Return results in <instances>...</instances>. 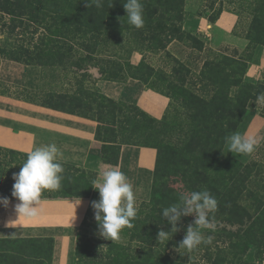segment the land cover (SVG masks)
<instances>
[{
    "label": "trees",
    "instance_id": "obj_1",
    "mask_svg": "<svg viewBox=\"0 0 264 264\" xmlns=\"http://www.w3.org/2000/svg\"><path fill=\"white\" fill-rule=\"evenodd\" d=\"M186 1L141 0L144 26L137 29L128 23L123 6L126 0H102L99 8L89 7L91 0H0V32L4 34L0 58L14 49L31 59L45 53L46 59L61 68L70 55L71 62L75 61L72 66L83 69L82 63L91 62L104 80L135 78L148 84L154 78V67L145 58L135 66L130 56L136 48L158 52L166 50L173 40H198L183 29ZM205 1L198 15L210 23H215L224 11L236 14L238 22L243 10L251 15L245 33L248 45L240 53L237 50L235 54L205 59L199 81H204L206 88L202 90L208 88L207 95L183 91L185 118L174 125L177 135L174 147L161 145L173 127L168 119L170 107L164 117L157 119L136 105L115 101L98 92L89 94L87 99L51 91L40 93L45 97V105L98 119L106 128L118 125L123 134L127 130L128 136L123 137L126 144L157 149L150 199L139 203L133 227L124 228L120 238L112 241L92 238L83 232L84 227L97 222L91 207L92 201L99 200V192L93 188L94 172L59 162L64 168L61 188L43 193L56 198L90 200L78 234L74 264L264 263V162L229 154L225 140L235 132L242 133L251 116L250 102L264 93V81L245 78L258 48L264 46V0ZM30 26L34 27L36 39L32 45L9 43L17 32ZM48 54L52 57L48 58ZM79 54L82 56L77 58ZM150 87L173 101L172 92ZM26 159L27 153L0 147V183L14 184L13 173L20 171ZM166 173L173 175L178 187L166 183ZM204 189L217 199L215 212L222 215L224 222L199 231L206 236H218V241L225 235L227 241L217 244L215 251L210 242L201 243L192 251L179 248L187 227L195 219L190 215L181 218L177 232H169V241L159 243L158 232L171 231L162 210L178 203L181 194ZM234 226H238L236 230L231 229ZM38 241L0 239V264L15 261L33 264V253L34 264H40V248L49 252L50 248ZM197 252L201 253L202 261L195 257Z\"/></svg>",
    "mask_w": 264,
    "mask_h": 264
},
{
    "label": "crops",
    "instance_id": "obj_2",
    "mask_svg": "<svg viewBox=\"0 0 264 264\" xmlns=\"http://www.w3.org/2000/svg\"><path fill=\"white\" fill-rule=\"evenodd\" d=\"M237 25L238 16L224 11L215 23L206 18L187 16L183 29L193 35L205 36L210 40L212 50L230 46L241 52L247 47L248 40L244 34H234ZM181 47L182 42L173 40L160 52L181 57ZM145 51L135 49L130 62L136 66L143 58L147 61L149 55ZM60 70L53 64H27L0 58V87L4 88L0 92V147L28 153L34 147L55 143L61 153L58 162L93 171L94 180L106 166H119L132 183L136 199L149 200L156 148L126 144L123 137L128 136V131L123 134L118 125L110 124L106 128V124L98 119L54 108L36 99L41 97V92L74 94L70 93L71 89L63 88ZM245 78L264 81V46L258 48ZM65 80L81 81L82 86L84 81H91L93 87L84 85L85 95H80L81 99H87L95 92L102 93L115 101L136 105L157 119L164 117L170 107V97L135 78L104 80L99 72L93 77L89 69L86 77L74 73ZM30 94H34V102L28 97ZM6 198L8 205L0 204V239H38L40 242L36 243L41 245L43 242L50 248V252L40 248V264H74L78 234L89 199H80L81 203L76 205L79 201L76 198L41 196L40 215L29 220L18 219L15 206L19 201L15 197ZM31 250L34 251V247Z\"/></svg>",
    "mask_w": 264,
    "mask_h": 264
},
{
    "label": "clouds",
    "instance_id": "obj_3",
    "mask_svg": "<svg viewBox=\"0 0 264 264\" xmlns=\"http://www.w3.org/2000/svg\"><path fill=\"white\" fill-rule=\"evenodd\" d=\"M88 6L97 8L102 6V0H91ZM127 13L128 23L137 29L144 26L143 4L141 0H126L123 3ZM258 102H264V93L257 97ZM229 152L251 154L257 141L235 132L225 138ZM60 150L55 143L34 147L27 153V159L19 172L13 173L15 181L12 196L19 203L15 206L18 219H34L41 212V195L45 190L57 191L62 186L64 168L59 163ZM93 188L99 192V200L92 201L94 218L97 221L99 235L108 240H118L124 228L133 227L132 221L138 213V203L129 178L120 170L119 166H106L93 181ZM9 200L0 197V204L7 206ZM81 200L76 203L79 205ZM217 199L207 190L191 191L179 196V202L162 210V217L171 225V231L161 229L157 234L159 243L169 241V232H177L181 218L194 215L193 224L187 227L179 248L188 251L196 249L201 243H208L201 235L200 228L212 226L210 213L217 210ZM194 225V226H193Z\"/></svg>",
    "mask_w": 264,
    "mask_h": 264
},
{
    "label": "rangeland",
    "instance_id": "obj_4",
    "mask_svg": "<svg viewBox=\"0 0 264 264\" xmlns=\"http://www.w3.org/2000/svg\"><path fill=\"white\" fill-rule=\"evenodd\" d=\"M206 3L205 0H187L186 1V15L191 19H201L205 18L202 16H199L198 13L201 10L202 6ZM251 15L247 13L245 10H243V17L241 20H239L238 25L234 29V34H244L246 33V30L248 29L249 25V19ZM37 36V35H36ZM35 36V37H36ZM198 40H191V39H185L182 42L183 47H181V50L179 51L181 57H176L172 55L169 52L161 53L159 52H152L150 50H146V55H149L147 62L154 67V78L148 81L150 86H154L158 88L159 90L172 92L173 94V101L171 102L169 113H168V119L171 124H173L172 129L169 132V135L166 134V141L162 142V146H167L168 148L174 147L175 143L177 142V135L176 130L174 128V125L178 123H182V120H184L185 116L182 115V112L184 111V108L182 106V101L184 100V90L189 89L192 90L198 94L201 95H207V89L202 90L203 87L206 88L204 85V81H199V73L202 69L203 62L207 58H214L216 55H221L223 53L225 54H235V48H232L230 46L222 47L217 50H212L209 48V42L205 36H202L197 34L195 35ZM3 39L4 34L0 32V46L3 45ZM36 39H34V27L30 26L27 27L15 34L13 38L10 39L9 43H12V45H15L17 43L25 42L30 43L32 45ZM203 43V45H202ZM29 45V46H30ZM188 47V48H187ZM206 47V48H204ZM138 51L144 52V50L136 48ZM24 52V51H23ZM240 53V51L238 50ZM242 52V51H241ZM22 51L19 49H14L10 53H5V55H2L1 58L4 59H11L27 64H52L51 59H46L45 53H42L41 55L37 54L36 57L27 58L24 57L25 54H21ZM36 53V52H35ZM86 53V52H85ZM99 55V54H97ZM82 56L81 54L76 55L77 58ZM52 56L48 54V58H51ZM93 57H96V54L93 55ZM20 58V59H17ZM76 58V60H78ZM75 61L71 62L70 55L66 56L65 62L63 63L60 70V76L64 86L68 89H71L69 94L73 97H80L85 95V90L83 88L84 85H86V88H92L91 81H84V84L82 86L81 81H66L65 78H69L70 76L73 77L74 73H77L79 77L82 78V75L85 73H88V70L90 69L91 75L94 77V73L98 72L97 68L93 66L91 62H85L82 63L83 69L78 68L77 66H72ZM56 65V64H53ZM57 66V65H56ZM72 66V67H71ZM71 72V73H70ZM84 77V76H83ZM2 87H0V92H3ZM29 98H31V101L34 102V94L28 95ZM44 96L41 95L40 98H37L40 102L44 101ZM35 99V100H36ZM250 117L248 120L244 123V128L242 129V135H245L246 137H252L255 138L257 141L255 150L251 154H239L235 152H229V147L227 146V152L231 155L238 156L240 159L244 158L247 160H257L259 162H264V102H258L257 100L251 101L250 104ZM183 118V119H182ZM184 122V121H183ZM122 131V130H121ZM173 135L174 137L170 136ZM166 183L175 185L178 187L179 182H175V179L173 175H169L166 173L165 178ZM12 188L13 184H2L0 183V197H13L12 196ZM41 196H51L49 193H42ZM137 200V203H139L142 200ZM144 201V200H143ZM211 220V228L218 227L219 225L223 224V218L222 215L219 212L211 213L210 215ZM96 220H94L95 222ZM93 223V222H92ZM238 226L231 227V229L236 230ZM228 228V227H227ZM230 227L228 230H231ZM83 232L87 234V236L97 239H103L101 235H99V229L98 224L93 223L83 228ZM203 236V239H209L211 243V249L212 251H215L217 244L223 245L225 241H227L226 236L222 235L221 240H217L215 235H208L206 236L205 233H201ZM217 240V241H215ZM224 241V242H223ZM102 243V242H100ZM102 245V244H100ZM15 249V247L13 246ZM16 250V249H15ZM203 251H201L202 253ZM198 253V252H197ZM201 253L196 254V258L202 261ZM14 264H20L19 262L15 261ZM264 264V263H263Z\"/></svg>",
    "mask_w": 264,
    "mask_h": 264
}]
</instances>
